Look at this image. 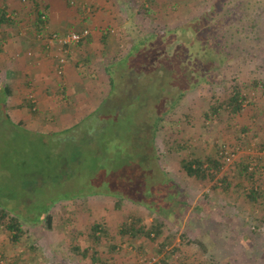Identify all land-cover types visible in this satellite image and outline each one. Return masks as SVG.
<instances>
[{
	"label": "rangeland",
	"instance_id": "1",
	"mask_svg": "<svg viewBox=\"0 0 264 264\" xmlns=\"http://www.w3.org/2000/svg\"><path fill=\"white\" fill-rule=\"evenodd\" d=\"M16 1L27 8L35 3ZM72 1L76 6L80 0ZM211 1L160 0V7L139 16V5H148V0L120 2L117 20L102 25L119 31L105 50L114 55L119 40L125 42V50L134 41L127 40L132 32L135 35L144 30L149 36L195 19L210 7ZM227 1L223 0L221 13L214 17L222 18L225 9L243 2L248 15L243 20L240 10H232L229 23L216 28L217 34L228 40L229 36L236 38V44L227 42L232 60L213 72L214 79L208 74L197 85H191L157 135L156 156L150 150L139 160L158 112L175 94L190 86L189 80L196 79L194 71L185 74L188 77L180 81L178 89L155 98L143 96L141 86L132 88L129 97L108 93L99 96L98 87V94L91 92V98L97 100L99 96L107 102L104 99L102 107L96 106L85 118H78L77 126L66 131H60L59 121H51L49 113L40 110L39 105L35 106L37 113L29 111L27 117L21 115L22 110L9 109L10 119L0 112V207L20 216L26 231L20 242L13 243L8 232L0 229V264H159L185 232L191 238L201 237L211 247L210 255L185 245L180 254L168 259V264H264V201L253 207L237 188L241 164L249 162L255 167L264 159V15L259 17L261 10L255 0H233L232 4ZM85 3L92 1L79 2L82 17H86L82 7ZM129 9L134 14L131 20ZM99 10L98 7L94 16ZM94 16L86 18L85 25L91 30L102 24L94 23ZM79 21L73 22L77 29ZM251 22L257 24L256 29L251 28ZM176 52L179 50H172L171 57ZM128 71L119 67L115 77L118 84L123 80L122 85L130 90L135 79H127ZM3 80L0 78V83ZM256 80L263 82L258 88L252 86ZM236 86L243 89L246 100L243 110L232 116L227 101ZM215 107L218 109L214 112ZM19 120L23 122L21 126ZM170 145L185 149L173 153ZM225 150L235 155L233 161H225ZM220 155L223 168L209 183L189 178L180 165L182 158ZM261 171L264 180V169ZM168 182L180 188L181 197L175 198L186 196L187 205L174 203L176 208L169 209L174 198L168 196ZM243 183L244 189L249 188L245 180ZM261 186L263 190L264 182ZM182 212L183 217L177 220ZM48 214L53 218L50 229L45 223ZM140 217L146 229L156 222L166 224L163 234L153 239L146 235L134 238L122 232L125 223ZM94 224L106 230L96 243L90 238ZM203 228L211 233L200 236ZM172 236L176 237L170 239ZM167 238L171 245L161 254L160 244L167 243Z\"/></svg>",
	"mask_w": 264,
	"mask_h": 264
},
{
	"label": "trees",
	"instance_id": "2",
	"mask_svg": "<svg viewBox=\"0 0 264 264\" xmlns=\"http://www.w3.org/2000/svg\"><path fill=\"white\" fill-rule=\"evenodd\" d=\"M33 1L35 2V8L33 10L35 21L32 23L31 30L28 32L29 34H34L36 31L37 33L40 32L41 30H43L46 23H48L49 25L48 5L42 4V2H39L38 0ZM67 1L68 5L71 6L70 0ZM79 2L80 4H83V0H80ZM227 2L232 4L233 0H228ZM263 2L264 0H255V5L259 4L258 6L261 10L259 14L260 18L262 17L261 15H264V5H261ZM160 4V0H148V5H139L141 11L137 15H141L144 11H146L147 13H150L151 11L153 12V8L156 9L157 7H160ZM222 4L223 0H212L210 7L198 16H196L195 19H190L188 21L180 23L179 25H175L174 27L169 26L168 29L163 31H156L153 34H148L149 36H146V34H144V30L142 32L136 31L137 34L135 35H133L135 32H132V36H129L127 40L129 41L131 40V38H133L134 41L130 43L125 50L123 49L126 45L125 42H120L119 40V46L117 47L116 53L114 55H111L106 51H101L100 55H98L97 53L98 57L96 56L94 58L96 60H94L95 65L91 64L90 58L84 60L85 68L87 70L86 72L89 75L91 73L92 75L93 73H95L97 75V79H102V81H98L102 82V84H99V88L101 91L99 95H105L106 93H108V96L115 95L120 97L126 94L129 97L130 93L133 92L132 88L135 89L136 87L141 86L143 87V91L141 92V94L147 98H155L160 95L164 96V94H170V92L174 91V89L180 85V81L184 79V77H188L185 75L186 73H188V75L193 71L197 73L196 79H192V81L191 79L189 80L190 86L188 85V87L183 88L180 93L178 92L177 94H175L176 96L173 98V100H171L169 103H165V105L160 109L153 124L150 127V136L147 139V145H149L144 146L142 152L139 154V160H141L143 154L147 153L150 150H152L154 155L156 156L155 153H157V135L164 128L163 125L164 123H167L168 116L171 114V112H173V110L177 108L181 100L184 99L189 90H191V85H197V81L199 79L206 78L208 74L209 76H211V78L214 79L216 75L214 74L213 76V72L216 73L221 68V65L226 64L232 60V52H228L227 42L230 40L232 43L236 44L237 40L236 38H234V35L229 36L230 39L228 40L226 36L222 34H217L218 30L216 28L220 25L225 26L227 21L229 23L231 14L233 12L232 10H234V13L238 12L237 10H240L243 14L242 19L244 20L247 15L246 10H244L246 6L245 2L238 5L233 4V7L225 10L223 9V17L217 19L214 16L217 13H221ZM85 6L86 9H84L86 11H84L83 13L86 15V17L81 18V24H85L87 22L86 18L91 19L94 16L95 12L98 10V6L94 5L93 3L86 4ZM87 9H90V12H87ZM127 12L131 17V20L134 15L133 9H129ZM7 13L8 12H6V10L0 7V30H2L3 27H16L18 24H21L20 22H22L23 20L21 19V21L19 22L18 15H15L16 19L14 18V16L13 18H9ZM159 14L160 10H157L156 15ZM44 16L46 19H43ZM226 18L227 20H225ZM250 26L253 29L257 28V24L253 22L250 23ZM111 27V25L106 28H103V26L95 28V26H93V28L95 29L100 28V35L103 39L101 40V42L103 43L102 45H104V43H107V41L110 40V38L112 37L117 38L119 31ZM243 27L245 28V26ZM73 30L81 31L83 30V28H74ZM92 38L93 36L91 32L83 41V43H87L86 46L89 47L88 45L91 44ZM262 41L264 43L263 39ZM83 43H80L79 45ZM175 49H178L179 52H176L174 56L171 57V52ZM192 51H194V56ZM70 57H72V55H69V58ZM91 57H93V55H91ZM123 66L130 69V71L126 72L127 79H135L134 82H132L130 90H128L125 85H122L123 80L120 82V84H118L115 77V72H117L119 67ZM192 67L196 68L193 70ZM262 83V81L256 80L252 82V86L254 88H258V85ZM262 86L264 87V83L262 84ZM242 90L243 89H240L238 86H236L235 88H233V91L228 98L227 104L229 107V112L232 113V116L238 114L240 111L243 110L242 106L244 100H246V96H244ZM31 94L32 92H28L25 96V99L23 100V103L19 106H16L12 104V86L10 84L1 86L0 112H2L3 115L8 117L9 119V109L13 110V107H17L19 109L25 108L28 109V111L30 112L32 111L33 113H37L38 109L34 110L35 106H37V103H33L32 100L29 98ZM61 94L63 93L61 92ZM104 99L106 100V98H101V101L98 104L101 107L107 102V100L105 102ZM164 99L167 98L164 97ZM217 109L218 108L215 107L214 112L215 110L217 111ZM22 124L23 122L18 123L19 126H21ZM135 131L136 130L134 127V134ZM183 141L184 145H186L187 142L185 140ZM169 149L170 152L179 153L182 151V149L185 148H182L180 146L172 147L170 145ZM222 157L223 155L221 157L217 156L206 158H182L180 160V165L183 172L189 178L195 179L199 182L209 183L214 181L222 170L223 164L220 159ZM157 158H159V156H157ZM261 163H263V168L261 167ZM250 168L251 166L249 162L247 164H241L238 172L239 182L237 184V188H239V190H242L247 201H249V203H251L252 206L255 207L261 204V202H259L260 200L264 201V189H261V183L264 182V180L261 178V169H264V159L259 160L258 163L255 165L254 169ZM139 170L141 169H138V171L136 172L137 175L140 174ZM244 180L248 183L249 188L247 187V189H244ZM168 184L170 185L169 189L171 191L168 196L172 195L174 198L172 199L173 201L171 200L172 206L169 209L176 208L175 205H177V203L187 205L186 196H182V199L175 198V196L177 195L178 197H181L180 188L174 185V183L168 182ZM202 208L201 211H204L202 210ZM183 215L184 213L182 212L181 216L176 219L180 220ZM194 217L198 218L197 215ZM52 220L53 218L50 214L45 217L46 229H50L52 227ZM143 221L144 219L140 217L137 220L134 219V222L132 221L129 224L125 223L122 232L124 234L131 233L134 238L146 235L147 237L153 236L154 239L155 237H159L161 234H163V228H166V224L162 222H156L150 229H146L143 226ZM0 229H4L8 232V234L10 235V241H12L13 243L20 242L21 239L26 235L22 218L20 216L15 215L12 210L6 207H0ZM105 232L106 230L102 226L94 224L92 226L90 238L96 243L101 239L100 234H105ZM188 233L189 232H185L181 235L180 243L176 247H173V249L170 251V254L165 255L162 259V262H160L159 264H168V259H170L172 256L180 254L182 251V246L185 245H188L189 247L195 246L201 251L200 254L210 255L209 252L211 251V247L209 248L208 245L204 244L201 241V237L191 238L189 237ZM199 233L200 236L203 235V237H205L209 233H211V231L208 230V232H206L203 228L199 230ZM175 237L176 236H172V238L170 239H174ZM170 239L167 238V243L160 244L161 254L165 253L169 244L171 245ZM92 260L93 262L96 261L95 256L92 258Z\"/></svg>",
	"mask_w": 264,
	"mask_h": 264
},
{
	"label": "crops",
	"instance_id": "3",
	"mask_svg": "<svg viewBox=\"0 0 264 264\" xmlns=\"http://www.w3.org/2000/svg\"><path fill=\"white\" fill-rule=\"evenodd\" d=\"M38 1L49 7L50 32L63 35L77 27L73 25L74 19L76 22L81 20L82 23V10H80L79 2L73 8V5L69 6L65 0ZM91 1L100 8L92 21L94 23L101 22L102 24L96 26H102L105 22L116 21L118 3L128 0H114L110 3L106 0ZM85 5L86 3L82 6L83 9ZM0 7L8 12L9 18L14 16L16 19L15 15H18L19 22L23 19L21 24L16 27H3L0 30V78L4 79L3 84L0 83V87L6 84L12 86V104L16 106L23 103L28 92H33L29 98L32 100L31 97L34 96L35 99H33L36 100L40 110L48 112L51 121L53 120L55 124H57V120L59 121L57 127L60 131L77 126L81 118H85L88 113L94 111L101 101L99 96H102L98 94L100 88L99 91L97 90L99 84H102L98 81H102V79H97L95 73L89 75L86 72L84 60L90 58L91 64L94 65V58L97 56L98 50L106 51L105 49L111 47L109 43L111 41L108 40L107 43H104L105 46L102 45L100 28L91 30L88 25H85L86 23H80L78 28L91 30L93 36L91 44L88 43L89 47L86 46L87 43L76 46L66 65L65 73L59 76L56 72L58 53L55 54L59 52V48L55 46L49 48L44 41L37 40V31L34 34L28 33L35 21L33 14L35 5L27 8L26 5L16 0H0ZM101 10L104 13L100 12ZM29 52L33 53L31 57H28ZM91 92H96L99 95L97 100L91 98ZM53 102L57 103L59 107H54ZM18 110L24 111L21 113L22 116L27 117L29 114L28 109L13 107L14 112ZM71 119H73L72 122L69 121Z\"/></svg>",
	"mask_w": 264,
	"mask_h": 264
},
{
	"label": "built area",
	"instance_id": "4",
	"mask_svg": "<svg viewBox=\"0 0 264 264\" xmlns=\"http://www.w3.org/2000/svg\"><path fill=\"white\" fill-rule=\"evenodd\" d=\"M71 5H74L73 1L71 2ZM85 7L86 6H84V8ZM87 12H90V9H87ZM43 19H46L45 16L43 17ZM90 33L91 31L89 29H83L81 31L72 30L66 33L65 35L61 36L56 32H50L49 25L48 23H46L43 30L37 33L36 39L41 42L44 41L47 47L49 48H53L54 46L59 48V52L57 55L56 72L57 75L62 76L65 73L66 65L69 62V55H72L73 49L80 43H83V41L87 38ZM32 55V52L28 53V57H31ZM31 98L33 103H37L36 100H34V96H32ZM224 156L225 161L228 163L233 161L235 157V155L233 153L228 152V150H225ZM250 169H254V167L251 166Z\"/></svg>",
	"mask_w": 264,
	"mask_h": 264
}]
</instances>
